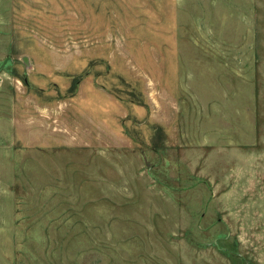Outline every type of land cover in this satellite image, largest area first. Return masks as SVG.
<instances>
[{
	"label": "rangeland",
	"instance_id": "374dc122",
	"mask_svg": "<svg viewBox=\"0 0 264 264\" xmlns=\"http://www.w3.org/2000/svg\"><path fill=\"white\" fill-rule=\"evenodd\" d=\"M0 264H264V0H0Z\"/></svg>",
	"mask_w": 264,
	"mask_h": 264
}]
</instances>
